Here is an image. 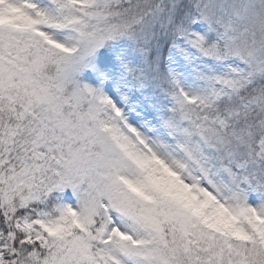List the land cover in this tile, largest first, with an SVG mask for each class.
Wrapping results in <instances>:
<instances>
[{
  "label": "snow or ice",
  "instance_id": "obj_1",
  "mask_svg": "<svg viewBox=\"0 0 264 264\" xmlns=\"http://www.w3.org/2000/svg\"><path fill=\"white\" fill-rule=\"evenodd\" d=\"M0 264H264V0H0Z\"/></svg>",
  "mask_w": 264,
  "mask_h": 264
}]
</instances>
